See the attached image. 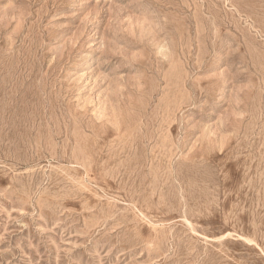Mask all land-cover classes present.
<instances>
[{
    "label": "rangeland",
    "instance_id": "obj_1",
    "mask_svg": "<svg viewBox=\"0 0 264 264\" xmlns=\"http://www.w3.org/2000/svg\"><path fill=\"white\" fill-rule=\"evenodd\" d=\"M0 264H264V0H0Z\"/></svg>",
    "mask_w": 264,
    "mask_h": 264
}]
</instances>
